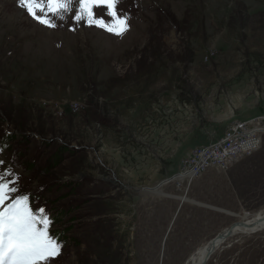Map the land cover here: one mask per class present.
Here are the masks:
<instances>
[{
  "label": "rangeland",
  "instance_id": "374dc122",
  "mask_svg": "<svg viewBox=\"0 0 264 264\" xmlns=\"http://www.w3.org/2000/svg\"><path fill=\"white\" fill-rule=\"evenodd\" d=\"M118 7L131 23L119 37L84 22L48 28L0 0V131L27 133L26 157L40 140L42 157L66 147L46 174L61 183L41 193L50 200L30 194L54 229L71 224L50 264H188L231 221L264 212V0ZM243 124L259 143L224 170L181 169ZM8 157L20 190L41 191ZM163 179L156 194L136 190ZM205 264H264V228L229 236Z\"/></svg>",
  "mask_w": 264,
  "mask_h": 264
},
{
  "label": "snow or ice",
  "instance_id": "6c2138e0",
  "mask_svg": "<svg viewBox=\"0 0 264 264\" xmlns=\"http://www.w3.org/2000/svg\"><path fill=\"white\" fill-rule=\"evenodd\" d=\"M119 3L120 0H17L20 9L48 28L58 27L57 21H70V30L75 31L84 22L118 37L130 29V15L119 10ZM97 9H103L102 14ZM4 164L0 161V264H50L63 247L50 231L54 221L45 207L33 206L31 195L20 190L19 174Z\"/></svg>",
  "mask_w": 264,
  "mask_h": 264
},
{
  "label": "bare ground",
  "instance_id": "6f19581e",
  "mask_svg": "<svg viewBox=\"0 0 264 264\" xmlns=\"http://www.w3.org/2000/svg\"><path fill=\"white\" fill-rule=\"evenodd\" d=\"M231 114V113H230ZM261 118V117H260ZM263 118H264V116H263ZM259 119V118H258ZM253 120H251V121H249V122H252ZM237 123H238V121H237ZM237 123H233L232 125H236ZM244 126V127H243ZM253 125L252 124H250V126H248V124L245 126V124H243V125H239V126H237V127H234V126H231L230 127V129H232V132H235V137L238 139V137H241L242 135H243V137L242 138H240V139H244V142L242 143V146H241V150L242 149H250V148H252V147H254L256 144H258L259 143V141H258V139H254V136H256L255 134H256V132L255 133H253L254 135H252L251 137H248V135H247V133H248V130L247 129H249V127H252ZM253 130H251V132H252ZM224 136H226V134H224L223 136H221L220 137V139L221 138H223ZM219 140V139H218ZM218 140H214V141H212V142H215V141H218ZM211 151H213V150H211ZM196 163V161H194V162H192L188 167L186 166V167H184V168H181V169H185V168H187V170L189 171V169H190V171H192V173H191V175H190V178L192 179L193 177V175H194V173H195V168H196V166H192V165H194ZM200 163V162H199ZM192 167H194V168H192ZM217 168L219 169V170H224V168L221 166V165H219V166H217ZM168 179H165V180H163L161 183H159L157 186H154V187H152V188H143L142 189V187L141 188H136V190L137 191H139V192H141V193H144V194H146V193H148V194H150V195H152V194H156L154 191L157 189V187H159V186H161L164 182H166ZM181 201V200H180ZM180 205H181V203H180ZM207 205V204H206ZM203 206V205H202ZM207 207V206H206ZM209 207V206H208ZM210 208H212V209H215V210H222V209H218L217 207H211V205H210ZM223 211V210H222ZM235 220H239L240 222H242V223H238L235 227H234V234H236V233H251V232H256V231H258V230H260V229H263L264 228V212L263 213H260V214H258V215H255L253 218H251V219H249V220H246V221H244V219H235ZM228 226V225H227ZM227 226L225 227V228H222L221 230H219V231H224V230H226V228H227ZM228 237H226L223 241H221L219 244H218V246L215 248V250L227 239ZM208 245H209V241L208 242H206L205 244H203V246L201 247V248H199V250H198V252L196 253V255L191 259V261L188 263V264H195L197 261H199V260H201L202 258H203V256L205 255V252H206V250H207V247H208ZM214 250V251H215ZM213 251V252H214ZM208 260V259H207ZM207 262V261H206Z\"/></svg>",
  "mask_w": 264,
  "mask_h": 264
},
{
  "label": "built area",
  "instance_id": "2783aa9c",
  "mask_svg": "<svg viewBox=\"0 0 264 264\" xmlns=\"http://www.w3.org/2000/svg\"><path fill=\"white\" fill-rule=\"evenodd\" d=\"M260 130H262V128H260ZM225 134L226 136L219 139L218 141H215L214 143H211L203 148L197 147L198 150L193 152V155L190 160L188 159L189 161L186 166L188 167L192 162L196 161V163L192 165L196 166L194 174L200 173L203 169H206L210 165H214L216 167L221 165L225 169L232 157H235L237 154L242 153L243 151H249L257 145L256 144L250 149L241 150L244 139L240 138H242L243 135L237 139L235 137V132H232V129L230 128Z\"/></svg>",
  "mask_w": 264,
  "mask_h": 264
},
{
  "label": "water",
  "instance_id": "95a60500",
  "mask_svg": "<svg viewBox=\"0 0 264 264\" xmlns=\"http://www.w3.org/2000/svg\"><path fill=\"white\" fill-rule=\"evenodd\" d=\"M176 173H174L173 175H175ZM164 180V179H163ZM157 184H159V182L157 183ZM151 187V186H150ZM143 188H144V186H143ZM142 188V189H143ZM188 189V188H187ZM196 203H198L199 205H206V204H204V203H202V202H196ZM179 206H180V204H179ZM179 206L177 207V210L179 209ZM206 206H208V205H206ZM212 207V206H211ZM176 210V211H177ZM240 221L239 220H233V221H231L229 224H228V226H227V228H226V230H224V231H217L212 237H211V239L209 240V245H208V247H207V250H206V252H205V255L203 256V258L201 259V260H199V261H197L195 264H205L206 263V261H207V259L210 257V255L213 253V251L215 250V248L218 246V244L221 242V241H223L226 237H229V236H231V235H233L234 234V227L239 223ZM171 223V222H170ZM240 223H242V222H240Z\"/></svg>",
  "mask_w": 264,
  "mask_h": 264
},
{
  "label": "trees",
  "instance_id": "16d2710c",
  "mask_svg": "<svg viewBox=\"0 0 264 264\" xmlns=\"http://www.w3.org/2000/svg\"><path fill=\"white\" fill-rule=\"evenodd\" d=\"M0 119H1V117H0ZM64 148H65V147H61V146L56 147L57 150H59V149H64ZM47 173H48V172L45 171V172H43L42 174H40L39 178H40L41 182H46V183H47V182L49 181V178H47V176H46Z\"/></svg>",
  "mask_w": 264,
  "mask_h": 264
},
{
  "label": "crops",
  "instance_id": "0c3cea01",
  "mask_svg": "<svg viewBox=\"0 0 264 264\" xmlns=\"http://www.w3.org/2000/svg\"><path fill=\"white\" fill-rule=\"evenodd\" d=\"M190 195V194H189ZM191 196V195H190ZM191 197H193V198H195V199H197V200H199V198H197V197H195V196H191ZM201 206V205H200Z\"/></svg>",
  "mask_w": 264,
  "mask_h": 264
}]
</instances>
